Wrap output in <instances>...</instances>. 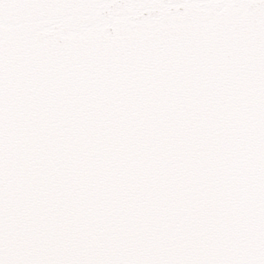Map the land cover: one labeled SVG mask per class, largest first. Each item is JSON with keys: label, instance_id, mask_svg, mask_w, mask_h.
I'll list each match as a JSON object with an SVG mask.
<instances>
[{"label": "snow or ice", "instance_id": "snow-or-ice-1", "mask_svg": "<svg viewBox=\"0 0 264 264\" xmlns=\"http://www.w3.org/2000/svg\"><path fill=\"white\" fill-rule=\"evenodd\" d=\"M0 264H264V0H0Z\"/></svg>", "mask_w": 264, "mask_h": 264}]
</instances>
